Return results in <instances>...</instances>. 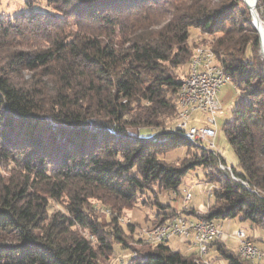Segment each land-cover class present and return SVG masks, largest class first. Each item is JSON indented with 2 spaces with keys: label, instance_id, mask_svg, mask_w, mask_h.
Listing matches in <instances>:
<instances>
[{
  "label": "trees",
  "instance_id": "1",
  "mask_svg": "<svg viewBox=\"0 0 264 264\" xmlns=\"http://www.w3.org/2000/svg\"><path fill=\"white\" fill-rule=\"evenodd\" d=\"M44 1L47 9L25 0L0 13V264H112L116 244L140 242V224L121 214L155 187L176 192L198 167L216 186L206 219L264 229V58L245 1ZM253 7L264 21V0ZM191 28L212 36L204 46L239 91L223 127L248 187L222 172L221 154L207 156L176 129L199 46ZM178 147L181 164L164 160ZM155 204L148 227L197 210ZM147 244L130 264H201ZM217 249L228 264H261Z\"/></svg>",
  "mask_w": 264,
  "mask_h": 264
},
{
  "label": "built area",
  "instance_id": "2",
  "mask_svg": "<svg viewBox=\"0 0 264 264\" xmlns=\"http://www.w3.org/2000/svg\"><path fill=\"white\" fill-rule=\"evenodd\" d=\"M197 51H204V58H198L188 68V72L183 80V88L178 92L177 105L190 103V110L186 112H177L176 129L182 134L196 136L199 141L203 142V150L209 155H219L214 144L215 113L220 109L217 98L219 89L230 82L225 69L215 58L212 51H205L204 45L196 46ZM203 112L207 116L205 120L208 125H195L191 121L193 112ZM221 165L227 169L230 174H234L233 166L221 162ZM236 176V175H235ZM242 184L248 187L244 180L236 176ZM215 184L210 183L208 188V198L212 197ZM191 198L189 192L184 194V203ZM184 206L183 208H186ZM208 205L205 207L207 208ZM206 211H195L194 214L186 215L181 211L173 218L163 223L155 224L154 228L139 227L136 236L140 243L148 242L167 243L172 238H178L190 242L195 248V256L200 259L205 257L209 251L211 242L221 239L224 235L221 225L204 217ZM237 241L238 255L248 261L264 260V249L259 248L245 234L243 230L234 233ZM132 255L128 258L117 257L112 264H130Z\"/></svg>",
  "mask_w": 264,
  "mask_h": 264
},
{
  "label": "rangeland",
  "instance_id": "3",
  "mask_svg": "<svg viewBox=\"0 0 264 264\" xmlns=\"http://www.w3.org/2000/svg\"><path fill=\"white\" fill-rule=\"evenodd\" d=\"M25 0H0V13L13 15L23 9H26L24 4ZM36 5L42 6L44 9H47L44 0H38ZM253 5V0H252ZM249 10V9H248ZM260 18V17H259ZM261 19V18H260ZM264 23V21L261 19ZM212 36L195 28L190 29V42H195L197 45H207L209 46V41ZM261 42V41H260ZM262 50L259 49V57L263 64L262 57L264 58V48L261 43ZM264 68V65H263ZM239 91L235 85L231 82L223 85L218 92L217 98L220 104V109L215 113V126L212 127L215 129L216 134L214 137V144L216 150L222 155L226 160V163L229 166L237 167V157L234 153L232 146L229 144L226 138L224 131V123L226 120H229L233 116V108L236 101L239 98ZM207 115L203 112H193L192 113V123L195 125H208L205 117ZM184 147H178L166 151L163 156L164 160L167 162H174L181 164V159L185 154ZM187 157V156H186ZM177 161V162H175ZM205 170L202 168H195L188 171L180 185L178 186L176 192L171 189H156V193L147 192L142 197L139 198V201L135 204L132 209L126 210L121 214L120 220L122 223L132 222L140 224L139 227H148L147 225L151 220L155 218V213L159 207L155 204V200L158 199L159 202L170 205L172 208L181 210L184 206L202 208L197 209V211H208L207 205L213 202V198H208V188L210 183L204 175ZM189 192L191 198L187 203H184V194ZM97 205V204H96ZM105 210L102 209L100 212L101 216L106 215ZM222 231L228 237L227 246L228 248L233 247L236 239L234 233L243 230L245 234L250 237L257 246L260 245V240H264V229L258 226L251 225L248 221L240 220L239 218L224 220L221 223ZM138 228L136 229L137 232ZM168 245L171 247L176 246L175 240H169ZM222 246L221 240L218 239L214 244V250L209 251L207 258L211 261L210 264H228L227 260L221 255L218 251V247ZM121 248V245H115V251L117 257L128 258L130 255H138V252L145 251L148 247V244L144 245L143 243L137 242L135 238L128 239L125 246ZM235 251V249H232ZM212 255V256H211ZM214 256V257H213ZM116 257V258H117ZM261 264H264V260L259 261Z\"/></svg>",
  "mask_w": 264,
  "mask_h": 264
},
{
  "label": "bare ground",
  "instance_id": "4",
  "mask_svg": "<svg viewBox=\"0 0 264 264\" xmlns=\"http://www.w3.org/2000/svg\"><path fill=\"white\" fill-rule=\"evenodd\" d=\"M245 3L247 4V6L254 12L255 9L252 5V0H244ZM256 24H257V27H258V32H259V35H260V41L262 43V46L264 48V23L261 21L260 18H258L257 20H255ZM205 48V51H212L209 47H206L204 46ZM214 56H215V53L213 52ZM198 58H204V51H197L194 53V55L192 56L191 60H190V66H191V63H193L196 59ZM216 58V57H215ZM222 69H224L222 67ZM183 88V80H182V85H181V88ZM178 112H186V111H189L190 110V103H183V104H178ZM185 136V138L193 145H196L200 148L203 149V142L202 141H199L196 136H193V135H189V134H183ZM220 168L222 169V172L224 171L225 174L229 175L234 181H239L237 179V177L235 176V174H230L227 169L225 167H223L222 165L220 166ZM246 183V182H245ZM146 228H154V226H149V227H146ZM149 244H157V242H148ZM135 255L133 254L132 257H134ZM197 262L201 263V264H209L208 262H206L204 259H200L198 257L197 259Z\"/></svg>",
  "mask_w": 264,
  "mask_h": 264
},
{
  "label": "crops",
  "instance_id": "5",
  "mask_svg": "<svg viewBox=\"0 0 264 264\" xmlns=\"http://www.w3.org/2000/svg\"><path fill=\"white\" fill-rule=\"evenodd\" d=\"M190 208H195V207H190ZM195 209H202V208H195ZM219 225H221V224H219ZM170 240H175L176 243H177L176 246H175L174 248L170 246L172 249L177 250V251H179V252H181V253H183V254H186V255H189V254H193V255H195V253H196V248H195L190 242H188V241H183V240L178 239V238H172V239H170ZM220 240H221V243L224 244V245L228 248V246L226 245L227 242H228V237L225 235V233H224L223 237H222ZM260 241H261V242H260V245H259L258 247L264 249V240L261 239ZM168 243H169V242H167V244H168ZM254 243H255V242H254ZM255 245H256V243H255ZM214 248H215V247H213V245H211V246L209 247V251H210V250H213V252L216 253L217 251L214 250ZM230 249H231V248H230ZM232 249H235V251H237V241L234 243ZM209 251H208V254H209ZM208 254H207V255H208ZM211 256H212V255H211ZM213 257H214V256H213ZM205 258H206V259H204V260L210 264L211 261L207 258V256H206Z\"/></svg>",
  "mask_w": 264,
  "mask_h": 264
},
{
  "label": "water",
  "instance_id": "6",
  "mask_svg": "<svg viewBox=\"0 0 264 264\" xmlns=\"http://www.w3.org/2000/svg\"><path fill=\"white\" fill-rule=\"evenodd\" d=\"M245 3V2H244ZM247 6V4H245ZM247 8L249 9V13H250V16H251V20H252V25L254 26V28L257 30V32L259 31L258 30V27H257V24L255 22V20H257L259 18V15L257 13V11H252L248 6ZM258 37H259V42H260V36H259V32H258Z\"/></svg>",
  "mask_w": 264,
  "mask_h": 264
}]
</instances>
